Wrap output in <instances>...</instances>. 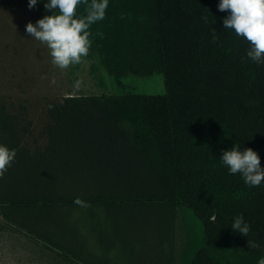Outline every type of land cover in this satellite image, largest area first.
I'll return each mask as SVG.
<instances>
[{
  "label": "trees",
  "instance_id": "trees-1",
  "mask_svg": "<svg viewBox=\"0 0 264 264\" xmlns=\"http://www.w3.org/2000/svg\"><path fill=\"white\" fill-rule=\"evenodd\" d=\"M129 1L125 9L117 5L116 15L134 16L135 24L121 38L102 35L103 63L118 79L129 72L162 74L167 94L67 100L57 120L65 151L54 158L17 152L10 119L0 114V145L16 151L1 178L9 189L0 194V212L27 236L79 251L80 230L67 211L80 207L73 202L79 197L106 208L119 254L129 249L133 256L148 235L159 246H172L177 208L186 207L200 231L184 264H259L264 181L245 184L221 157L235 145L251 148L264 168V62L252 61L250 43L224 28L230 13L218 10L220 0ZM137 175L150 188L122 192ZM95 177L89 193L66 185ZM241 215L250 226L246 237L231 228ZM109 238L108 231L100 237L105 243ZM103 253L95 262L110 264L109 251ZM173 258L167 254V264Z\"/></svg>",
  "mask_w": 264,
  "mask_h": 264
},
{
  "label": "rangeland",
  "instance_id": "rangeland-1",
  "mask_svg": "<svg viewBox=\"0 0 264 264\" xmlns=\"http://www.w3.org/2000/svg\"><path fill=\"white\" fill-rule=\"evenodd\" d=\"M47 2L38 0L36 6L29 9L28 0H0V114L10 119L16 136V143L13 144L17 152L23 151L31 159L60 157L64 153L57 120L62 107L69 100L65 98L67 94H71L70 99L76 100L101 95L142 98L167 94L162 74L129 72L118 79L108 72L103 63L100 48L102 35L113 32L121 38L125 29L135 24L134 16L128 18L122 12L118 13L121 14L120 18L116 15L117 5L125 9L129 0H108L105 18L89 28L91 46L88 55L82 58L81 63L71 65L66 70L55 67L47 46L26 32L29 22L36 24L45 15H51L45 9ZM88 2L90 4L91 0ZM86 9L87 5L83 3L78 6L81 17L87 14ZM77 81L80 82L79 88L75 87ZM74 156L77 158V155ZM84 160L89 164L87 158ZM79 172L83 174L84 171ZM98 179L95 177L90 181V186L89 179H82L76 185L67 182L66 185L70 184L68 187L73 191L85 187L89 193L91 184H95ZM129 183L128 186L123 183V187H120L122 192L134 187L141 190L150 188L142 175L135 176ZM8 189L7 182L0 178V194ZM67 211H71L70 221L80 230L83 244L79 246V251L72 249L68 252L71 246L63 242L61 246L53 247L43 239L27 236L25 230H20L19 226L13 227L0 212V264H101L95 261L97 257H103V250L106 249L112 258L110 264H167L166 255L170 253L174 254L173 264H184L187 250L200 231L192 212L186 207H178L172 246L171 243L159 246L158 240L148 235L149 238H143L144 244L138 245V251L133 256L129 249L122 256L116 246L120 240L113 223L109 221L111 214L105 207L89 205L86 208H68ZM100 223L104 227H100ZM106 231L110 238L105 243L100 237L103 233L106 235ZM147 231L148 228L145 235ZM57 240L60 242L61 239ZM112 243L114 245L110 246Z\"/></svg>",
  "mask_w": 264,
  "mask_h": 264
},
{
  "label": "clouds",
  "instance_id": "clouds-1",
  "mask_svg": "<svg viewBox=\"0 0 264 264\" xmlns=\"http://www.w3.org/2000/svg\"><path fill=\"white\" fill-rule=\"evenodd\" d=\"M38 0H28L32 9ZM87 5L86 15L77 17V8ZM108 0H48L45 9L51 15H45L36 24L29 22L26 32L36 40L44 43L50 51L52 64L60 70H66L71 65L79 64L89 53L92 24L105 18ZM55 10V11H53ZM218 10L230 14L223 20L225 29L234 30L237 36L245 38L251 45L247 56L256 63L264 62V0H220ZM80 82L75 84L79 88ZM65 98H72L67 94ZM16 156L14 149L10 150L0 145V178L8 170ZM221 160L228 167L230 174H242L245 184L259 186L264 181V168L260 157L251 148L243 151L238 146L223 153ZM74 204L80 207L89 205L81 198L74 199ZM234 231L248 235L250 226L244 222L243 216H237L231 226ZM249 247H257L254 241H248ZM264 264V259L259 261Z\"/></svg>",
  "mask_w": 264,
  "mask_h": 264
}]
</instances>
